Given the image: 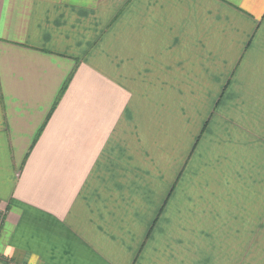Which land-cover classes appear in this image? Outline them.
<instances>
[{"label":"crops","instance_id":"1","mask_svg":"<svg viewBox=\"0 0 264 264\" xmlns=\"http://www.w3.org/2000/svg\"><path fill=\"white\" fill-rule=\"evenodd\" d=\"M0 264H264V0H0Z\"/></svg>","mask_w":264,"mask_h":264}]
</instances>
